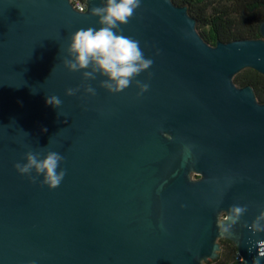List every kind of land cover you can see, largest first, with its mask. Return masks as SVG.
<instances>
[{"label": "water", "instance_id": "water-1", "mask_svg": "<svg viewBox=\"0 0 264 264\" xmlns=\"http://www.w3.org/2000/svg\"><path fill=\"white\" fill-rule=\"evenodd\" d=\"M96 6L0 0V264H205L220 238L235 264H264V231L249 227L264 211V103L234 82L264 75V22L211 45L187 6L141 0L121 29L153 61L136 77L149 88L113 94L63 63L72 33L100 27ZM28 151L64 157L57 188L17 172ZM233 204L247 212L221 232Z\"/></svg>", "mask_w": 264, "mask_h": 264}, {"label": "clouds", "instance_id": "clouds-1", "mask_svg": "<svg viewBox=\"0 0 264 264\" xmlns=\"http://www.w3.org/2000/svg\"><path fill=\"white\" fill-rule=\"evenodd\" d=\"M140 6L141 0H103V6L93 7L91 15L99 18L100 27L80 28L69 36L70 44L66 49L69 58L63 61L65 68L69 72H82L83 81L95 80L97 74L105 77L99 86L109 93L123 92L133 81L139 88L138 95L146 92L149 85L136 77L148 70L153 61L145 58L139 41L123 35L121 29L122 25L128 24L134 17ZM80 11L84 12L85 9L80 8ZM80 87H83L86 94H96L90 84L82 83ZM80 87L68 88L65 95H75ZM46 103L57 108L61 100L55 95L48 96ZM24 160L26 162H18L14 167L21 175H29L33 182L42 176L41 183L49 189H55L64 179L66 172L60 168L64 157L56 151H47L42 158L41 153L28 151ZM33 172L35 176H31ZM246 212L245 205H231L217 222L219 230L230 232ZM249 227L253 231H264V211L259 213Z\"/></svg>", "mask_w": 264, "mask_h": 264}, {"label": "trees", "instance_id": "trees-1", "mask_svg": "<svg viewBox=\"0 0 264 264\" xmlns=\"http://www.w3.org/2000/svg\"><path fill=\"white\" fill-rule=\"evenodd\" d=\"M188 7L197 22V30L204 40L215 45L217 41L230 42L260 37L259 27L264 22V0H173ZM237 86L251 85L259 102L264 103V75L245 69L234 77ZM239 260L237 247L229 242L220 258L205 264H235Z\"/></svg>", "mask_w": 264, "mask_h": 264}, {"label": "flooded vegetation", "instance_id": "flooded-vegetation-1", "mask_svg": "<svg viewBox=\"0 0 264 264\" xmlns=\"http://www.w3.org/2000/svg\"><path fill=\"white\" fill-rule=\"evenodd\" d=\"M198 178H199V176H196V175H193V176H192V179H193V180H196V179H198ZM229 242H232V241H230V240H228V239H225V238H220V239L218 240V243L220 244V251L218 252V256H217L215 259H212V260H216V259L220 258V255H221V252H222L223 248H224L225 245L228 244ZM232 243H234V242H232ZM234 244H235V243H234ZM208 261H209V260H208Z\"/></svg>", "mask_w": 264, "mask_h": 264}, {"label": "built area", "instance_id": "built-area-1", "mask_svg": "<svg viewBox=\"0 0 264 264\" xmlns=\"http://www.w3.org/2000/svg\"><path fill=\"white\" fill-rule=\"evenodd\" d=\"M69 2L76 11H80V8L86 10V0H69Z\"/></svg>", "mask_w": 264, "mask_h": 264}]
</instances>
